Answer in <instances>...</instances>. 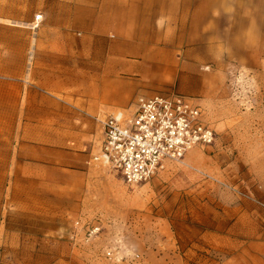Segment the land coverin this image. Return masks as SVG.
<instances>
[{"label":"rangeland","instance_id":"374dc122","mask_svg":"<svg viewBox=\"0 0 264 264\" xmlns=\"http://www.w3.org/2000/svg\"><path fill=\"white\" fill-rule=\"evenodd\" d=\"M43 4L0 0V12L12 15L0 21L24 20ZM231 4V16L209 35L215 41L203 51L202 93L193 95L216 141L136 186L92 161L98 167L86 186L63 193L48 187L45 239L24 241L6 231L7 211L16 205L12 163L4 160L9 123L0 115V264H264V0ZM77 220L98 222L100 233L86 239ZM16 222L15 232L39 227L35 217Z\"/></svg>","mask_w":264,"mask_h":264},{"label":"crops","instance_id":"0c3cea01","mask_svg":"<svg viewBox=\"0 0 264 264\" xmlns=\"http://www.w3.org/2000/svg\"><path fill=\"white\" fill-rule=\"evenodd\" d=\"M232 1L44 0L24 20L0 21V115L9 123L4 160L16 205L8 234L45 239L48 187L86 186L107 115L175 81L186 95L202 93L203 51ZM20 216L39 227L15 232Z\"/></svg>","mask_w":264,"mask_h":264},{"label":"built area","instance_id":"2783aa9c","mask_svg":"<svg viewBox=\"0 0 264 264\" xmlns=\"http://www.w3.org/2000/svg\"><path fill=\"white\" fill-rule=\"evenodd\" d=\"M42 18V13L35 15L38 22ZM102 126L103 137L92 161L104 164L129 186L152 180L169 164L183 161L190 150L217 139L202 105L179 91L139 96L128 108L107 115ZM75 226L85 229L86 239L102 228L98 222L80 220ZM76 237L74 233L72 238Z\"/></svg>","mask_w":264,"mask_h":264}]
</instances>
